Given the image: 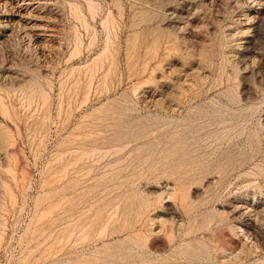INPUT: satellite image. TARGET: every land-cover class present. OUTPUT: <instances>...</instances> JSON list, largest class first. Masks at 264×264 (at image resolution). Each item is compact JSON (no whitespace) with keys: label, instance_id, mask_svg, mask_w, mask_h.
Instances as JSON below:
<instances>
[{"label":"rangeland","instance_id":"374dc122","mask_svg":"<svg viewBox=\"0 0 264 264\" xmlns=\"http://www.w3.org/2000/svg\"><path fill=\"white\" fill-rule=\"evenodd\" d=\"M0 264H264V0L1 1Z\"/></svg>","mask_w":264,"mask_h":264},{"label":"bare ground","instance_id":"6f19581e","mask_svg":"<svg viewBox=\"0 0 264 264\" xmlns=\"http://www.w3.org/2000/svg\"><path fill=\"white\" fill-rule=\"evenodd\" d=\"M1 1H4V0H0V2ZM23 6H27V7H29V8H31L32 6H33V3H31V2H27L26 4L24 3L23 4ZM28 29V28H27ZM31 29H33V28H31ZM40 29V28H39ZM39 29H37V30H39ZM30 30V29H29ZM33 30H36L35 29V27H34V29ZM33 36V35H32ZM37 37H40V36H44V35H36ZM48 37V36H47Z\"/></svg>","mask_w":264,"mask_h":264}]
</instances>
